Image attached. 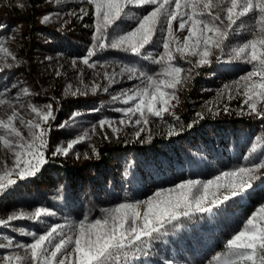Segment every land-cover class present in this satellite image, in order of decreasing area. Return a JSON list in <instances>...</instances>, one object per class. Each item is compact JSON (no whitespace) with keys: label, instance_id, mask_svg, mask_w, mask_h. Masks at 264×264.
I'll return each mask as SVG.
<instances>
[{"label":"rangeland","instance_id":"1","mask_svg":"<svg viewBox=\"0 0 264 264\" xmlns=\"http://www.w3.org/2000/svg\"><path fill=\"white\" fill-rule=\"evenodd\" d=\"M21 4L23 7L18 6ZM81 7L89 12L83 19L67 14L71 11L79 14ZM132 11L136 9L132 8ZM57 12L61 18L56 16L49 23H42L43 15L54 17ZM64 20L68 23L65 24ZM93 23L94 9L83 0L69 6L60 0H0V40L17 57L16 61L8 59L7 64L11 67L0 65V96L11 100L25 121L34 118L28 108L30 103L38 107L51 103L56 116L48 134L46 162L33 176H13L16 183L0 191V219L6 220L14 212H32L36 207H46L56 215L40 221L19 219L11 221L8 227L0 226V243H6V238L12 239L14 244L30 242L31 237L22 235V232H42L46 224L78 220L84 215L98 217L103 208L144 199L154 190L171 187L182 179H210L220 171L248 163L243 157L249 154L254 144L257 149L253 159L264 152V119L247 114L244 97L237 94L232 83L250 70L251 65L230 60L226 50L211 64L196 69L189 81L178 87V102H173L172 114L165 113L163 119L149 117L140 140L135 136L139 126L134 123L118 125L121 129L118 137L106 126L104 132L108 139L103 138L97 127L90 140L74 147L73 151L80 153L79 158L72 153L68 156L52 155L58 143L66 146L67 140L90 129L99 119L119 120L121 113L113 109L126 105L114 101L112 96L138 83L117 77L119 82L109 85L106 79H102L103 73H111L115 65L107 68L98 65L95 70H86L78 62L73 67L71 61L81 57L90 46ZM121 26L125 25L122 23ZM174 32L182 43L186 30L178 31V23L174 22ZM156 51H162V48ZM97 58L101 61H136L135 57L114 50L100 52ZM191 59L195 63L196 58ZM176 62L185 68L190 67L179 57ZM80 70L84 72L83 83L78 75ZM69 84L73 91L80 88L82 94L73 96L67 92ZM93 84L100 85L97 92L85 89ZM226 84L231 93L224 89ZM4 85H7L6 89ZM24 88L29 94L24 93ZM104 88L116 90L109 93ZM230 94L233 96L231 100L228 98ZM242 106L244 114H241ZM225 107L228 111H224ZM74 112L80 115L71 126L64 129L55 126L68 120ZM10 113L7 105L0 106V118H6ZM197 113L204 118L197 117ZM15 123L27 137V128L19 120ZM170 126L176 132L171 136L168 135ZM257 137H261L259 142ZM93 146L98 155L92 152ZM4 161L11 167L13 156L0 144V169L4 167ZM136 162H141L142 166L134 167L132 163ZM143 163L151 166L149 173ZM261 176L264 177V170ZM131 187L138 196L133 195ZM261 204H264V178L257 179L247 195L233 198L219 209L214 208L212 213H195L167 224L160 233L154 234V239L145 241V247L127 250L128 257L120 256L112 264H155L156 261L162 264L171 254L169 251L163 253L162 247L175 241L182 245L180 251H174L182 258L178 264H217L215 257L226 251V241L242 228L246 217ZM154 243L158 247L149 254L153 263H146L144 255ZM14 253L24 255L22 249L15 247L0 249V264L4 255Z\"/></svg>","mask_w":264,"mask_h":264},{"label":"snow or ice","instance_id":"2","mask_svg":"<svg viewBox=\"0 0 264 264\" xmlns=\"http://www.w3.org/2000/svg\"><path fill=\"white\" fill-rule=\"evenodd\" d=\"M83 3L94 9V30L85 53L71 61L73 67L78 62L91 70L98 65L103 68L115 65L111 73H103L109 85L118 83L117 77L138 83L112 96L114 101L126 105L113 109L121 113L119 120L99 119L90 129L67 140L66 146L58 143L52 155L68 156L72 153L79 158L80 153L74 152V147L90 140L97 127L103 138L108 139L104 132L106 126L118 137L121 130L118 125L134 123L139 126L135 136L140 140L141 133L149 124V117L163 119L165 113L172 114L173 102H178V87L184 86L196 69L211 64L218 54L226 50L230 60L251 65L250 70L232 83L237 94L244 97L247 114L264 119V0H83ZM18 6L23 7L22 4ZM67 14L83 19L89 12L81 7L79 14L76 11ZM56 16L61 18L59 12ZM245 17L248 19H242ZM51 20L48 14L42 17V23L47 24ZM174 22L178 23V31L187 32L182 43L175 35ZM64 23L68 21L64 20ZM122 23L125 26L122 27ZM158 48L162 51L157 52ZM105 50L131 55L136 61H101L98 54ZM177 57L190 67L177 63ZM192 57L196 58L195 63ZM9 58L17 60L5 42L0 40V65L11 67L7 64ZM78 75L83 83V70ZM3 87L6 89L7 85ZM99 89V84H93L91 92ZM224 89L231 93L229 85H224ZM103 90L107 92L108 88ZM23 91L29 94L27 88ZM66 91L73 96L82 94L80 88L73 91L70 84ZM228 98L231 100L233 96L230 94ZM3 105H7L11 113L0 118V144L11 152L13 163L8 167L7 161L3 162L0 191L16 183L13 176H33L46 162L48 134L53 127L51 121L56 119L51 103L42 107L30 103L28 108L34 118L27 121L19 115L11 100L0 96V106ZM224 111L228 108L225 107ZM241 114H244L243 106ZM79 115V112H74L68 120L55 126L67 128ZM196 115L204 118L201 113ZM17 120L27 128V137L16 127ZM174 134L175 129L170 126L168 135ZM148 139H151L150 135ZM260 140L261 137H257V141ZM256 149L254 144L249 154L243 157L248 163L220 171L210 179H182L171 187L154 190L144 199L103 208L98 217L84 215L78 220L46 224L42 232H22V235L31 237L30 242L14 244L12 239L6 238V243H0V249L15 247L22 249L24 255H4L2 264H112L120 256L128 257L127 250L145 247V241L150 242L155 238L154 234L180 217L212 213L214 208L219 209L233 198L247 195L255 181L264 178L261 176L264 152L253 159ZM92 152L98 155L95 146ZM84 155L87 158V153ZM55 215V211L46 207H36L32 212H14L6 220L0 219V226L8 227L11 221L19 219L40 221ZM225 247L226 251L215 257L217 264H264V204L246 217L242 228L226 241ZM166 264L172 262L167 261Z\"/></svg>","mask_w":264,"mask_h":264},{"label":"bare ground","instance_id":"3","mask_svg":"<svg viewBox=\"0 0 264 264\" xmlns=\"http://www.w3.org/2000/svg\"><path fill=\"white\" fill-rule=\"evenodd\" d=\"M246 112V111H245ZM150 168V167H149ZM148 168V169H149ZM147 169V170H148ZM135 178V177H134ZM136 180H138L137 179V177H136ZM154 182V181H153ZM131 191L134 193V189L131 187ZM134 196H138V195H136L135 193L133 194ZM193 221V220H192ZM209 224V223H208ZM203 227V226H202ZM207 234V233H206ZM184 242V241H183ZM195 242V241H194ZM207 245V244H206ZM156 246H157V244L156 243H154L152 246H151V248H149L148 250H147V255L145 254L144 255V260L143 261H147L146 263H148L149 261L150 262H152L153 263V261H151L150 259H149V254L151 253V252H153L155 249H156ZM182 245L179 243V242H173V244H168V245H165V246H163V248L162 249H164V250H162V252L163 253H167V251H169V252H171V254H170V256H169V259H167V260H165V261H162V264H166V262L167 261H171L172 262V264H178V263H180L181 262V260H182V258L180 257V256H178L174 251L176 250H181V247ZM204 246V245H203ZM158 247V246H157ZM160 247V246H159ZM203 249V248H202ZM214 250V249H213ZM158 256H160L161 255V253L159 254H157ZM154 257V256H153ZM157 259V258H156ZM157 260H159V259H157ZM149 262V263H150ZM155 264H161V263H157V261L155 262Z\"/></svg>","mask_w":264,"mask_h":264},{"label":"trees","instance_id":"4","mask_svg":"<svg viewBox=\"0 0 264 264\" xmlns=\"http://www.w3.org/2000/svg\"><path fill=\"white\" fill-rule=\"evenodd\" d=\"M61 2H63V4L64 5H66V6H69V5H73V4H77V2H81L82 0H77V1H75V0H60ZM54 17H52V19H56V14H54L53 15ZM73 52V50L72 49H70V53H72ZM75 57V56H74ZM77 58V57H76ZM85 67V69L86 70H91V69H88L86 66H84ZM102 79H104L105 80V78H102ZM87 88H91V87H87ZM115 90L116 89H109L108 90V92L109 93H113V92H115ZM133 165H134V167H141L142 165H141V162H136V163H132ZM143 167H147V169L149 168V167H151V166H145V164L143 163ZM146 169V171H147V173H149L150 171H151V168H149L148 170ZM163 248V247H162Z\"/></svg>","mask_w":264,"mask_h":264}]
</instances>
